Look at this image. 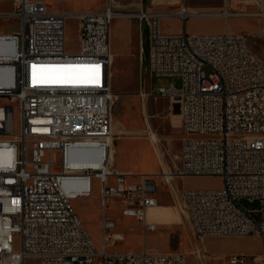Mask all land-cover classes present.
Instances as JSON below:
<instances>
[{"label":"built area","instance_id":"1","mask_svg":"<svg viewBox=\"0 0 264 264\" xmlns=\"http://www.w3.org/2000/svg\"><path fill=\"white\" fill-rule=\"evenodd\" d=\"M219 10L141 8L128 12L148 26V73L181 76L180 87L160 86V95L178 98L182 141L180 164L172 173L122 172L113 165L111 28L124 16L113 0L100 10L56 11L43 0H11L0 19L17 20L16 32L0 30V264H208V248L193 253L143 248L110 250L124 236L104 213L98 247L73 205L91 199L100 183L104 210L112 198L122 212L155 230L149 210L159 205L158 177L171 185L178 176L219 175L217 189L184 188L181 198L200 239L253 235L261 249L232 253L229 264H264V58L254 55L246 31L190 32L193 16H258L264 33V0ZM211 9V8H209ZM78 19L79 51L66 50L67 17ZM182 21L166 30L165 17ZM96 66L81 80L52 82L33 66ZM36 72V79H34ZM16 112L19 127H16ZM132 175L138 181L130 180ZM260 200L245 208L240 200ZM20 246L15 248V236Z\"/></svg>","mask_w":264,"mask_h":264},{"label":"rangeland","instance_id":"2","mask_svg":"<svg viewBox=\"0 0 264 264\" xmlns=\"http://www.w3.org/2000/svg\"><path fill=\"white\" fill-rule=\"evenodd\" d=\"M105 1L53 0V7L71 11L88 8L96 10L102 9L105 6ZM183 1H187L191 7L199 11L218 10L224 3V0H142L138 5L133 3L128 6H116V8L122 12H137L147 6L173 9ZM232 4L235 8H259V5L241 4L238 3V0H233ZM7 5L8 1L0 2V9L7 8ZM123 18L135 23L134 29L142 44L139 45L133 60L127 66L122 64L118 68L114 64L113 67V90L116 95L113 104V121H118L117 126L113 124L116 150L115 166L120 167L119 162L122 161L125 168L129 167V170L135 173L152 174L166 170L176 171L180 164L178 155L182 141L180 103L176 97L160 95L158 88L169 86L171 83L180 87L183 79L177 75L152 77L148 73V26L140 23L137 18ZM261 25L262 20L258 16H231L229 18L193 16L188 19L186 27L190 32H249L252 50L264 58V39L260 36ZM18 26L15 19H0V29L10 30ZM78 26V19L73 16L67 17L65 37L68 52L79 51ZM162 26L166 30H180L182 21L179 17L169 16L163 19ZM15 118L18 128V112H16ZM125 123L129 125L126 129H124ZM137 178V175L131 176V180ZM156 181L158 195L163 201L174 200L172 188L174 189L175 186L182 190L184 188L217 189L223 185L222 177L219 175L178 176L172 182V187L160 177ZM93 187L94 195L91 199H74L73 205L98 247L102 243L101 223L104 213L116 222L115 231H121L126 235L123 240L118 241L115 246L110 248L113 251L142 250L145 247L162 251L178 250L193 253L192 258L198 261L194 253L198 247L203 245L208 248L211 255L207 258L208 264H229L225 256L235 253V248L242 244L253 248L259 246V242L256 240L258 237L253 235H247L245 240L213 236L200 239L194 233L192 221L184 208L181 196L179 202L181 213L179 214L177 211V217L171 225L156 230H145L136 218L123 214L122 200L118 197L112 198L108 209L104 210L99 198L100 183L98 179L93 180ZM175 193L179 195L178 192L175 191ZM240 204L245 208H257L261 201L242 198ZM155 210L159 209H150L151 212ZM14 242L15 248H19V235L15 236ZM137 247L139 249H135ZM26 264H39V261L36 258H29Z\"/></svg>","mask_w":264,"mask_h":264},{"label":"crops","instance_id":"3","mask_svg":"<svg viewBox=\"0 0 264 264\" xmlns=\"http://www.w3.org/2000/svg\"><path fill=\"white\" fill-rule=\"evenodd\" d=\"M5 1H8L7 8L0 9V11L6 12V11L10 10L11 0H0V2H5ZM43 1L49 6V8H51L52 10H56V11L79 12V11H84V10H93V9H89V8L88 9H80L78 11L57 9V8L53 7V0H43ZM113 2L115 4V6H122V5L128 6V5L133 4V3L138 5V4H140V2H142V0H113ZM147 7H149V6H147ZM96 10H100V9H96ZM123 17H126V16L116 18L114 20V22L112 24V28H111V44H112V53H113V60H112L113 63H112V70H111L112 76H113L114 64H116L118 66V68L121 67L122 64L127 66L133 60V57L136 54L137 49L139 48V45L142 44L141 39L139 41V37L137 35V32L134 29L135 23L133 21H129L127 19H124ZM18 29H19V26L17 28H12L10 30H6V29H0V30L6 31V32H16V31H18ZM148 40H149V36H148ZM112 79H113V77H112ZM112 86H113V80H112ZM113 120H114V116H113ZM113 124H114V126L115 125L117 126L118 121H113ZM128 127H129V125H127L125 123L124 129H126ZM113 148H114L113 149V153H114L113 154V165L115 166V161H116L115 141H114V147ZM119 152H121V151L119 150ZM119 163H120V167L115 166L117 169H119L122 172H127V171L132 172L129 170V167L125 168V165L123 164L122 161H120ZM132 173H135V172H132ZM143 173H146V172H143ZM130 180H131V178H130ZM138 180H139V177L136 180H132V181H138ZM175 191L178 192L179 195L177 193H175ZM180 192H181V190L177 189V187L175 186L174 189L172 188V195H173L174 200L163 201L160 199V197L158 195V189H157L156 196L158 198L159 205L157 207H154V208H158L159 210H155L152 212L149 210V213H148L149 218L152 219L153 221L157 222L158 227L156 229L163 227V226L171 225V223L177 217V211L179 214L181 213V204L179 203L180 202V196H181ZM181 216H183V215L181 214ZM138 222H140V221H138ZM118 232H121V231H118ZM125 237H126V235L124 234V238ZM229 237L237 238L240 240H245V238H246V236H238V237L229 236ZM256 240L259 242L258 247L253 248V247L242 244L239 247L235 248L234 252L235 253H246V254H254V253L259 252L261 249V242L258 238ZM135 249H139V247H137ZM128 251H139V250H128ZM167 251H171V250H167Z\"/></svg>","mask_w":264,"mask_h":264},{"label":"snow or ice","instance_id":"4","mask_svg":"<svg viewBox=\"0 0 264 264\" xmlns=\"http://www.w3.org/2000/svg\"><path fill=\"white\" fill-rule=\"evenodd\" d=\"M40 73H48L49 80L52 82H72L79 77L81 73H91L96 70V66L87 65H51V66H33ZM36 79V72H34Z\"/></svg>","mask_w":264,"mask_h":264},{"label":"bare ground","instance_id":"5","mask_svg":"<svg viewBox=\"0 0 264 264\" xmlns=\"http://www.w3.org/2000/svg\"><path fill=\"white\" fill-rule=\"evenodd\" d=\"M246 2H254V1H253V0H246ZM232 3H233V2H232ZM232 6H233V4H232ZM190 7H191V6H190ZM191 9H192V10H195V11H199V10L193 8V7H191ZM218 10H219V9H218ZM123 15L127 17L128 12L123 13ZM260 36L263 37V39H264V33H260ZM246 42H250V41H249V36H248V35H246ZM253 53H254L255 56H257V57H261V56L257 55L254 51H253ZM261 58H263V57H261ZM112 63H113V62H112ZM51 65H53V64H48V65H46V66H51ZM48 76H49V74L46 73V74L44 75V78H45L46 80H49ZM75 80H81V77H78V78L75 79ZM112 121H113V120H112ZM112 125H113V122H112ZM164 172H166V173H172V171H170V170H166V171H164ZM115 225H116V222H115ZM117 232H118V231H117ZM119 233L122 234V235L124 236V234H123L122 232H119Z\"/></svg>","mask_w":264,"mask_h":264}]
</instances>
